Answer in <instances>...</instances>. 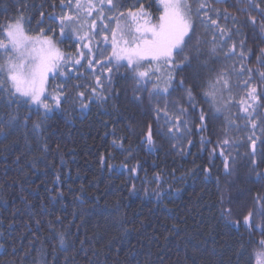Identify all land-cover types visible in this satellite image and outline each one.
<instances>
[{
  "label": "trees",
  "instance_id": "obj_1",
  "mask_svg": "<svg viewBox=\"0 0 264 264\" xmlns=\"http://www.w3.org/2000/svg\"><path fill=\"white\" fill-rule=\"evenodd\" d=\"M113 2L116 11L104 9L109 17L138 7V0ZM205 3L208 15L231 30V40L221 44L216 36L213 43L215 30L194 16L195 34L190 33L191 40L185 37L182 52L173 51L172 68L146 59L137 69L149 72L141 81L126 60L114 61L107 65L112 72L101 75L103 100L89 91L96 87L94 75H100L99 68L89 69L83 60L84 66L72 72L61 68L67 79L50 78L48 93L68 99L48 113L24 97L10 96L4 84L0 92V264H256V254L264 251L259 243L264 240V118L257 121V128L246 127L249 122L239 105L245 90L238 84L248 74L237 73L241 64L253 69L252 83L258 92L264 89L255 71L264 72V64L258 63L264 50L260 11L264 0ZM139 4L150 13L151 23H157L163 11L160 0H139ZM211 8L221 10V15L217 17ZM21 10L29 35H39L43 29L66 55L83 50L76 36L87 27L79 31L73 25L74 32L65 27L61 35L59 24L49 18L69 11L60 7V0H0V26ZM224 12L236 22L224 19ZM84 23L91 19L85 18ZM118 23L123 28L128 21ZM96 24L99 29L98 19ZM105 24L116 28L107 20ZM99 39L93 38L94 52ZM124 39L131 37L125 33ZM241 40L245 59L226 55L232 43L239 53ZM101 51L98 59L111 56V47L102 44ZM225 73L230 91L215 86ZM109 75L110 84L105 79ZM78 92H84L83 102L77 99ZM44 100L53 104L48 95ZM260 102L264 105V96ZM81 103L87 105L83 110ZM181 107L185 113L179 111ZM201 111L206 125L202 132ZM258 111L264 112V107ZM177 116L187 122L178 125L179 131L170 122ZM149 126L152 145L145 141ZM248 137L256 139L255 155ZM225 139L231 147L223 144ZM221 148L229 157L228 171ZM133 168L135 172L130 171ZM250 211L253 222L248 225L244 217Z\"/></svg>",
  "mask_w": 264,
  "mask_h": 264
},
{
  "label": "snow or ice",
  "instance_id": "obj_2",
  "mask_svg": "<svg viewBox=\"0 0 264 264\" xmlns=\"http://www.w3.org/2000/svg\"><path fill=\"white\" fill-rule=\"evenodd\" d=\"M97 4L99 6H97ZM163 11L158 18V22L152 24L148 19L150 13L144 8L143 4H139L136 11L128 9L126 13L120 12L116 16H107L104 9L107 8L109 12L116 11L117 5L113 0H87L84 4L81 0H75V3H65V0H60V7L62 9H68L69 11L59 17L50 16V19L56 20L59 24L60 34L63 35L65 27L69 29V32L83 31L87 27L88 31H84L83 35L77 34L76 42L81 43L83 50L78 49L76 55L63 53L54 42L52 36L45 34L43 29L39 30V35L28 36L25 34L23 28V21L25 17L23 15V10L16 17H13L11 21L6 22L3 26H0V34H3L4 40H0V50H3L6 54L8 52L13 53L11 56H6V63L0 65V74L4 76V80L0 81V92H3L4 84L8 85V94L10 96L18 95L20 97L27 98L33 103L43 105L45 113L51 111L53 107H58L61 100H67L66 95H53L48 93V98L53 101L52 105H49L41 99L45 95V85L49 74H53V78L59 75L62 78L67 79V74L61 71V68H68L69 72H72L73 68L83 67L86 64L89 69L95 71L98 67L100 75H94V83L96 87H90L89 91L92 97L95 99L103 100L104 96V83L101 81V75H104L105 70L107 73H111V67H107L108 64L119 62L120 60H126V66L129 67L133 72H135V78L138 80H143V78L149 75L148 71H137L142 65L141 62L144 60H149V62L162 61L168 68L173 67V51L182 52V45L185 44V37L189 40L192 39L194 32V20L195 16L199 19L200 23L206 27L213 28L215 30V35L213 36V43L216 42V36L220 37L221 44H226L228 40H231V30L222 26L218 23L217 19H212L208 15L209 6L205 3V0H160ZM55 7V4H53ZM253 8L257 6L252 5ZM247 12V8L241 9ZM211 11L219 17L221 15V10L211 8ZM261 13L264 14V9H260ZM74 13V14H73ZM203 13V15H201ZM41 16L44 14L41 13ZM95 17V18H93ZM224 19L231 18L233 23L236 22L235 17H229L227 12L223 13ZM85 18H90L91 23L87 25L84 23ZM100 21V27L97 28L96 20ZM120 19H127L128 23L121 28L118 21ZM110 23H115L116 28H109L105 21ZM141 21H143L141 23ZM30 23V20L28 21ZM251 22L255 23V17H251ZM135 25L133 28L132 25ZM73 25H77V29H73ZM119 29V33L118 30ZM238 32L239 29H236ZM264 31V27H262ZM48 32H52L49 28ZM91 33V35H90ZM103 33V34H101ZM109 33L111 40L109 42ZM125 33H127L131 39H124ZM192 33V35H190ZM119 34L120 40H117V35ZM95 36H100V39L95 41V52L93 50V38ZM6 40V42H5ZM121 42L123 47L120 46ZM111 47V56L106 59H98L97 55L103 56L101 51V45ZM237 45L232 43L228 48L226 55L233 56L239 55L240 59L243 60L246 57L244 51V41H240V51H236ZM186 58V57H185ZM82 60L84 64H82ZM258 63L264 64V50L261 52V58ZM177 67L179 65H176ZM156 69V72H159ZM254 70L247 68L244 64L240 65L238 75L243 77L245 73L248 74L247 79H243L239 82L238 87L244 89V95L239 101L242 113L245 119L248 120L246 127L255 129L258 127L257 121L264 118V112L258 111L264 105L261 104V96H264V89L258 92L257 86L252 83L253 77L251 73ZM259 76V79L264 82V72H261L259 68L255 69ZM75 74V73H73ZM225 74H222L216 80L215 86H223L225 89H229V80L224 78ZM105 79L108 83H111V76H106ZM172 77L169 76L168 82L171 83ZM183 84V82H180ZM214 86V87H215ZM75 87H85V85L77 84ZM99 89V92L97 91ZM160 91V90H157ZM167 92L168 89L162 90ZM60 92L63 93L64 89L61 88ZM188 97L191 101L192 93L188 90ZM246 97V98H245ZM77 99L81 102L85 99L84 92L77 93ZM232 98L229 97V100ZM87 105L81 103V109L86 108ZM160 109H157L159 113ZM181 113H185L186 110L182 107L179 108ZM167 117V113H165ZM200 127L199 131H203L205 125V116L201 111ZM175 127L176 131H179L178 125L183 123L187 126L186 121H182L179 116L175 117L170 121ZM234 126V125H233ZM35 128H39V123L34 125ZM2 131V129H0ZM169 133L173 131V128L168 129ZM251 143L252 154L255 155L256 149V139L253 137H248ZM145 141L148 145L153 144L152 130L149 126L148 132L145 136ZM206 142L205 138L201 137V143ZM114 143H116L114 141ZM191 143V141H189ZM223 144L231 147L230 142L225 139ZM215 154V150L213 152ZM220 155L223 157L224 169L229 170V157L225 155L224 148L220 149ZM103 161V157L101 158ZM130 171L135 172L136 169H130ZM207 171V170H205ZM159 196V193H157ZM253 213L250 211L247 216L244 217L246 224L251 225L253 222ZM259 227V225H257ZM264 230V229H262ZM60 243H64L63 236L60 238ZM260 245L264 249V240H261ZM256 264H264V251H260L257 254Z\"/></svg>",
  "mask_w": 264,
  "mask_h": 264
},
{
  "label": "rangeland",
  "instance_id": "obj_3",
  "mask_svg": "<svg viewBox=\"0 0 264 264\" xmlns=\"http://www.w3.org/2000/svg\"><path fill=\"white\" fill-rule=\"evenodd\" d=\"M23 28H24V26H23ZM24 31H25V29H24ZM25 34L28 35V36H37V35H29L26 31H25ZM52 38H53V37H52ZM53 40H54V42L56 43V46L60 49V47H59L57 41H56L54 38H53ZM5 42H6V40H5ZM11 55H13V53L8 52V53L6 54L3 50H0V65H3V64L6 63V56H11ZM52 75H53V74H49V76H48V79H47V82H46V85H45V95L41 97L42 100H44L45 97H46L47 94H48V90H49V87H48V86H49V81H50V78L52 77ZM26 99H27V98H26ZM29 101H30V100H29ZM30 102H31L33 105H35V106H42V107H43V105H41V104L33 103L32 101H30ZM44 102H45V100H44Z\"/></svg>",
  "mask_w": 264,
  "mask_h": 264
}]
</instances>
